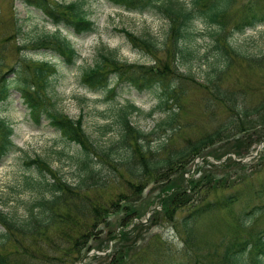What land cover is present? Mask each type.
Wrapping results in <instances>:
<instances>
[{"label":"trees","instance_id":"16d2710c","mask_svg":"<svg viewBox=\"0 0 264 264\" xmlns=\"http://www.w3.org/2000/svg\"><path fill=\"white\" fill-rule=\"evenodd\" d=\"M18 1L28 9L37 10L56 29L55 32L36 39H27L23 29L24 21L15 14L11 34L0 36V106L7 103L12 91H16L29 118L35 124L46 121L66 143L78 147V159L75 163L80 174L75 184L69 183L51 170L43 159L28 156L24 166L36 168L44 180L37 185L44 190L42 194H49V199L41 197L34 206L28 208L26 218L19 223H16L15 218L0 211L4 242L10 241L16 233L33 236L37 231L54 226L56 231L54 239L58 238L67 243L68 253L65 254L67 258L76 253L73 258L79 256L77 259L83 261L92 249L105 251L108 242L116 238L115 249L119 253L112 254L114 256L112 260L116 262L120 260L119 255L124 243L129 240L139 241V238H143V232L147 231L143 225L135 223L136 226L128 232H122L120 238H117V235L109 233L110 229L103 225V235H100L99 239L96 237L102 219L107 221L110 215L120 211L123 203L125 215L135 214L133 217L141 218L148 211H152L148 218L151 223L148 227L156 226L160 214L167 219L166 222L180 226L184 232L181 251L189 256L188 249L197 244L198 236L195 231L193 232L196 220L202 215L214 212L219 202L221 205L218 212L226 211L227 207L230 210L232 204L238 202L236 197L238 193H229L222 200L209 198L213 195L212 191L218 193L219 189H224L226 181L217 180L211 183L210 179H206L208 171H204L206 177L189 181L188 178L191 176L188 166L197 158H204L199 164L202 166L208 164L216 169L230 161L229 157L220 165L211 163L207 157L219 161L227 153H234L241 158L249 154L250 147L247 149L238 142L227 143V139L242 130L243 123L244 131L248 129L251 145H258L264 141V124H260L264 98L250 108L243 95L240 96L235 90L225 89L223 83L221 84L234 62H247L257 68L264 66V51L259 57L249 56L231 42L233 35L264 25V0H244L240 3L236 0H186V4L177 0H108L111 5L127 12L159 13L165 18L167 29L161 41H157L150 34L135 35L125 29L118 30L133 49L151 56L152 65L127 63L118 58L116 51L101 48L96 51L92 64L82 69L81 85L92 91L105 90L107 92L105 101L116 95L118 85L126 84L137 92L155 93L157 102L154 109L146 113L147 117H151L156 111L164 115L151 131L144 132L135 127L129 118L133 113H141L139 108L130 103L115 107L113 114L118 139L106 148H102L86 134L81 116L74 120L57 109L51 92L54 88V77L58 72L51 58L46 59L43 56L40 59H33L26 54L29 47L45 49L51 51L54 57L63 61L67 67L75 66L80 54L61 34V30L76 35H88L96 31L95 24L87 18L85 0L70 3L55 0ZM199 25H204L212 31L210 34L212 58L205 54L201 55L202 59L198 58L200 54L196 46V37L200 31ZM22 35L24 36L20 41ZM11 39L17 41L15 51L18 59L13 67L7 66L9 69L5 71L2 70L5 62L3 55L5 46H2V43H8ZM157 53L162 54L161 57L167 59L166 62H161L156 57ZM195 60L206 67L202 84L205 85L208 98L212 97L214 105L223 108L225 114L213 131L194 140H187L183 146L169 147L170 141L178 135L177 132L188 125L179 118L186 109L181 88L182 81H196L194 75L190 74ZM198 66L201 67L200 64ZM181 68H187L189 73L181 72ZM210 105L208 101L204 107L209 108ZM258 127H263V130H258ZM109 131L111 126L108 124L101 129L102 134ZM12 136L13 130L0 117V162L11 153L20 151ZM153 142L156 143L155 147ZM215 144L217 149L225 148L219 156L213 154L216 150L213 148ZM210 148V155L208 152L204 154ZM117 149L126 151L124 157L118 152L119 157L115 160V165L117 169L120 168L121 173L119 177L106 183L100 176L101 171L94 164L96 161L99 163L101 157L109 162L110 155ZM234 164L240 165V169L244 166L236 161ZM46 174H50L52 178L48 176L46 178ZM124 174L128 178L126 181L128 192H125V195L118 192L106 199L102 197L103 194H99L112 183L122 181ZM149 184L159 187L155 202L139 199L142 190ZM256 191H252L251 194ZM154 204L159 208L156 209ZM191 206L193 211L184 214L178 221L177 213L184 212ZM240 216L235 224L228 226L225 235L221 234L216 240L213 237L212 239L206 237V242L201 246L202 252H196L194 262L181 259L172 264H264V224H257L264 218V207L253 205ZM133 217H127L124 222L121 220L120 224L128 226ZM151 239L153 240V236ZM128 251L127 249L123 251L125 255H121V260L127 258L130 254ZM98 256L102 255L94 254L92 258ZM0 264H14V261L8 254L3 253L0 254Z\"/></svg>","mask_w":264,"mask_h":264},{"label":"rangeland","instance_id":"374dc122","mask_svg":"<svg viewBox=\"0 0 264 264\" xmlns=\"http://www.w3.org/2000/svg\"><path fill=\"white\" fill-rule=\"evenodd\" d=\"M56 1L70 3L78 0ZM177 1L184 4L187 3L186 0ZM236 1L240 3L244 0ZM84 9L87 11V18L98 26V30L95 34L90 35H80L78 37L68 35L67 39L70 40L81 56L75 68L67 67L63 61L55 59L46 50H33L32 47H29L31 50L28 53H30L29 55L33 54L32 57L38 59L43 54H47V59L52 56L51 62L55 64L58 73L54 77V88L51 95L56 101L57 109L74 120L81 116L82 127L86 134L102 148H106L118 139L113 114L115 107L124 106L127 102L134 103L141 110V113H133L129 117L130 121L135 127L144 132L151 131L162 120L164 115L156 111L151 117H147L146 113L154 109L156 105L155 93H138L127 85H121L117 88L119 94H116L113 101H105L107 96L105 92H92L81 85L80 74L82 69L92 64L96 51L101 48H105L108 51H116L118 58L127 63L152 65L151 56L133 49L118 30L125 29L135 35L150 34L157 41H161L163 33L167 29V23L165 18L159 13H130L111 6L106 0H86ZM15 14L17 18L24 21L23 29L27 39H36L42 35L54 32V27L47 23L45 18L37 11L27 9L18 0H0V36L2 34H11V24ZM198 28L200 30L196 37V46L200 54L198 58L202 59L201 55L203 54L208 58H212L213 51L210 43L212 31L204 25H199ZM16 42V39H11L8 43H2V46H5L3 48L5 62L2 70L6 71L7 66L11 67L18 59V54L15 51ZM231 42L242 53L259 57L262 55L261 52L264 51V25L233 35ZM161 56L162 54H156V57L161 62H166L167 59ZM199 64L201 67L198 66ZM180 71L189 73L187 68H181ZM205 71L206 67L203 63H198L195 60L191 66L190 74L194 75L196 81H182V97L185 98L186 109L183 115H179V118L188 125L182 128L180 132H177L178 135L174 136L172 141H170L169 147L183 146L187 140H194L205 133L213 131L225 114L224 109L216 107L212 97L208 98L209 96H207V91L204 89L205 85L202 84ZM221 84L223 88L235 90L240 96L243 95L248 106L253 108L264 98V66L257 68L254 64L247 62H234ZM208 101H210L211 105L209 108H205V103ZM211 113H213L212 116ZM262 113L264 117V111ZM0 117L12 128L14 142L22 150V152L14 153L0 162V211L15 218L16 223H19L26 218L28 208L34 206L36 201L41 199V197L49 199V194H42L44 190L37 185L44 180L36 168L24 166L27 157L33 158L37 156L43 159L48 163L51 170L57 172L67 182L75 184L80 174V170L75 163V160L78 159L79 150L76 145L66 143L58 132L50 128L45 122L40 125H35L34 122H31L19 95L14 91L7 103L2 107L0 106ZM263 117L260 120V124H264ZM107 124L111 126V131L102 134L101 129ZM258 130H263V127H258ZM247 133L248 129L244 131L243 123L242 130L227 139V143L238 142V144L244 145L247 149L250 147V153L245 156H251L248 162L244 163L242 169H240V165L234 164L235 161L236 163L238 162V158H241L234 153L225 154L224 157L228 156L230 161L222 165H220L221 162L212 158L211 163H219L220 165L216 169L208 164H206L207 166H202L199 162H192L188 166L191 176L188 178L189 181L190 179L195 180L206 177L204 174L206 171H208L206 172V179H210L211 183H215L217 180L220 182L226 181V187L219 189L218 193L212 191L213 195H210L209 198L222 200L229 193H238V196H236L238 202L232 204L230 210L227 207L226 211L218 212L221 205L219 202L214 212L202 215L196 220L193 225V232L195 231L198 236L196 237L197 244L188 249L189 256H186V253L181 251L184 244V232H182L180 226L166 222L167 219L160 214L158 221L155 223L156 226L148 227V224H151L150 219H148L151 211H148L144 216L142 215L141 218L133 217L135 214L131 216L125 215L123 203H121L120 211L110 215L107 221L102 219L103 222L98 227L96 237L99 239L100 235H103V225L110 229L111 232L109 233L117 235V238H120L122 232H128L133 226H136L135 223L143 225L147 231L143 232V238H139V241L129 240L124 243L120 251L119 261L114 262L112 260L114 257L112 254L114 252V255L119 253L115 249L117 245L116 238L108 242L106 253L102 256L92 258V254L87 253L86 258L81 261L77 259L79 256L73 258L76 256V253H74L71 258H67L65 256L68 253L66 249L67 243L58 238L54 239L56 232L54 226L37 231V236H26L16 233L8 242H4V230L0 227V254H8L14 264H172L181 259L194 262L196 252H202L201 246L206 242V237L218 239L221 234H226L229 225L235 224V221L241 217L240 215L244 210L253 205L264 207V143L259 149L257 145H251L249 143L250 135ZM251 140H253L252 137ZM155 146L156 143L153 142V147ZM213 148H216L213 152L215 156H219L225 151V148L223 150L217 149V144ZM209 151H211V148L205 151L204 154L208 152V155H210ZM118 152L122 154V157L126 155L125 149H117L110 155L109 162L104 161L103 157H101V161L99 163L96 161L94 164L101 171L100 176L106 183L119 177L121 173L119 171L120 168L117 169L115 165V160L119 157ZM47 176L52 178L50 174H46V178ZM184 176L187 177V174ZM126 181H128V178L124 174L122 181L112 183L105 191H101L99 194H103L102 197L106 199L110 196L113 197L118 192L125 195L124 193L128 192ZM255 190L257 191L251 194ZM158 194L159 187L149 184L148 187L142 190L139 199L144 198L155 202ZM192 211L193 207L191 206L186 208L184 212L177 213V220L180 221L184 214ZM127 217H133L131 224L128 226L120 224L121 220L124 222ZM257 224H264V218L260 219ZM152 236L153 240L151 239ZM91 244L93 243L91 242ZM125 249L129 250L130 254L127 255V258L121 260V255H125L123 252ZM92 251H95V249ZM81 255H84V251H82ZM201 262H204V260H201Z\"/></svg>","mask_w":264,"mask_h":264},{"label":"water","instance_id":"95a60500","mask_svg":"<svg viewBox=\"0 0 264 264\" xmlns=\"http://www.w3.org/2000/svg\"><path fill=\"white\" fill-rule=\"evenodd\" d=\"M241 161H244V160H241Z\"/></svg>","mask_w":264,"mask_h":264}]
</instances>
